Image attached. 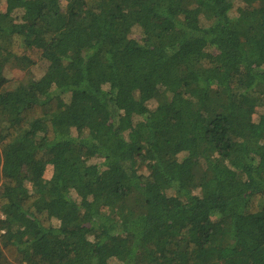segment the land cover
Here are the masks:
<instances>
[{
    "label": "trees",
    "instance_id": "16d2710c",
    "mask_svg": "<svg viewBox=\"0 0 264 264\" xmlns=\"http://www.w3.org/2000/svg\"><path fill=\"white\" fill-rule=\"evenodd\" d=\"M4 1L0 264H264V0Z\"/></svg>",
    "mask_w": 264,
    "mask_h": 264
},
{
    "label": "rangeland",
    "instance_id": "374dc122",
    "mask_svg": "<svg viewBox=\"0 0 264 264\" xmlns=\"http://www.w3.org/2000/svg\"><path fill=\"white\" fill-rule=\"evenodd\" d=\"M62 3L64 5H66V3L64 1H62ZM245 4H243L241 1H237L236 2V7L240 8L243 7ZM5 8H6V4L4 0H0V12H5ZM234 14V11H233ZM21 13L19 14V18L21 17ZM140 39V35L139 33L135 32L133 34H131L130 37V41L131 44L133 45V41H137ZM51 66H59V64L57 65H50L48 62L44 61L39 63L38 66L32 68L31 70H27L26 68L22 67L20 64H18L17 62H11L6 69V76L9 78L10 84L13 85H17L20 84L21 82H26L30 79L33 80H38L39 78H41L44 73L47 71V69ZM142 98L147 101L149 108L154 110L157 108L159 102H160V98L161 96L159 94L156 95H150L147 93L142 94ZM163 103V102H161ZM160 103V104H161ZM262 110H258L257 114L254 117V121L257 122L259 119V116L262 114ZM45 176L51 177L52 176V169L49 168L45 174Z\"/></svg>",
    "mask_w": 264,
    "mask_h": 264
}]
</instances>
